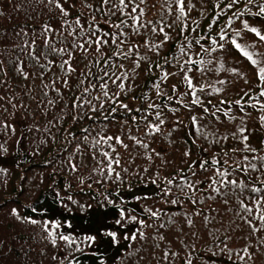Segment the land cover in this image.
I'll list each match as a JSON object with an SVG mask.
<instances>
[{
	"label": "trees",
	"instance_id": "16d2710c",
	"mask_svg": "<svg viewBox=\"0 0 264 264\" xmlns=\"http://www.w3.org/2000/svg\"><path fill=\"white\" fill-rule=\"evenodd\" d=\"M228 2L191 0L195 7L180 17L173 0H125L127 7L119 0H0V168L7 169L0 172V264H186L189 259L192 264H264V230L253 231L261 224L256 201L264 205V84L257 76L264 64L252 65L231 43L239 31L237 42L264 61V42L242 22L264 30V17L252 15L264 0H237L232 8ZM235 13L243 15L237 19ZM221 29L227 33L223 41ZM92 31L101 37L108 33V44L99 52L86 43ZM165 32L170 39L152 47ZM113 35L123 43L113 44ZM65 60L75 71L61 67ZM104 71L109 73L104 77L107 97L98 79ZM122 73L127 74L124 89L120 81L111 82ZM185 73L200 104L192 102ZM157 112L164 121L159 132L149 127L159 124ZM107 136H119L128 147L115 140L95 144ZM103 151L120 160L111 176ZM202 161H207L204 169ZM166 188L171 191L163 195ZM137 195L148 199L135 200ZM173 199L178 203L171 204ZM241 202L253 209L251 214ZM115 205L148 226L116 225ZM145 208L160 215L152 217ZM51 222L60 224L55 245L48 235ZM137 228L144 238L123 239ZM108 230L117 232V243H110ZM61 234L75 237L76 243L68 245ZM85 235L97 241L81 242ZM226 237H231L232 260L212 255ZM165 251L176 255L162 259Z\"/></svg>",
	"mask_w": 264,
	"mask_h": 264
},
{
	"label": "snow or ice",
	"instance_id": "6c2138e0",
	"mask_svg": "<svg viewBox=\"0 0 264 264\" xmlns=\"http://www.w3.org/2000/svg\"><path fill=\"white\" fill-rule=\"evenodd\" d=\"M173 2L178 6V11H179V13H180V17H184V16H186V9H188V10L190 11L193 7H195V5H193V4L191 3V0H187V2H186V0H173ZM236 2H237V0H229V2H228V4H227V7H228V8H232V7H233V4H235ZM247 2H248V4H251V3L253 2V0H247ZM103 3H104V4H109V3H110V0H103ZM119 4H120L121 6H123V7H127V5L125 4V0H119ZM258 9H259L258 12L252 13V15H255V16H257V17H264V3H260V4H258ZM131 11H132L133 13L136 12V8L133 7V8L131 9ZM248 11L250 12L251 10L248 9ZM65 14H67V13H65ZM234 15L236 16L237 19H240V18L242 17L243 13H235ZM138 19H139V17H133V20H134V21H137ZM242 22H243V27H244V29L248 30V32H250V33L255 34V36L259 38V41H260V42H264V34H262V33H264V30L259 29V28H257V27L250 26L248 20H243ZM76 23H77V24L80 23L79 18H77ZM121 23L123 24L124 22L122 21ZM228 23H229V26H231V23H232V17H229V21H228ZM89 27L91 28V25H89ZM116 27H117V28H120L121 25H116ZM209 27H211V25H209ZM195 30H196V29H193V31H195ZM137 31H138V29H137ZM151 31L155 32L156 29H155V28H152ZM159 31H160V32H164V28L161 27V28L159 29ZM218 35H219V40L223 41V40H225V38H226V36H227V33H226L223 29H221V31H220V33H219ZM240 35H241V33H240L239 31H237V32L235 33V36L231 39V43H232V45H233L236 49H238V50L240 51V53H242V55H243L244 57H246L248 61L251 62L252 65H260V64H264V61H258V60H256V59L253 58L254 53H253L252 51H249V50H248V48H249L248 45H242L241 43H238V42H237V40L235 39V37H238V36H240ZM92 37H95V39H92ZM106 37H108V33H107V32H105V33H104V36L101 37V36H97L95 31H92V33H91L89 39L86 41V43H87L89 46H91V45L94 43V44L97 46L96 51L99 52V51L101 50V46H102V45H106V44H108V39H107ZM169 39H170V37H169L168 34L165 32V33H164V40L161 41L160 44H158V45H153L152 47H154V48H159V47H161V46L163 45V43H164L165 41H168ZM112 43H113V44L123 43V41H119V42H118L117 39L115 38V35H113ZM196 43H199V40H197ZM217 43H218V42H217L216 39H213V40H212V44H213V45H216ZM78 46H79L80 48L84 49L85 52L88 51V49L84 47V44H80V45H78ZM189 46H190V45H189ZM73 47H77V45L74 44ZM219 47H220V48H224V45H223V44H219ZM57 51H59V52H64L65 49H59V50H57ZM128 51L131 52L132 49H129ZM212 51H215V48H213ZM181 52H183V47L181 48ZM105 63H107V61H105ZM66 64L68 65V71H70V72L75 71V69H73V68L71 67V65L69 64V62H68L67 60L64 61V63L61 65V67H64V65H66ZM137 66H139V65H137ZM121 67H123V66L121 65ZM157 67H160V65H157ZM230 71H232L233 73H237V72H238V70L235 69V68L230 69ZM168 75H169V73H164L163 78H164V79H167ZM257 76H258V79H259V81L261 82V84H264V66H258V68H257ZM104 77H109V73H108L107 71H104L103 76H102V77H99L98 79H100L101 81H104ZM124 79H127V74H126V73H122L120 76H116L115 79H113L111 82H112L113 84H116L117 81H120V83L118 84V87H119L120 89H124V88H125V84H124V82H123ZM184 79H185V81L187 82L188 87H189L190 89H193L192 79H191L190 77H188L186 73H185V77H184ZM65 83H67V81H65ZM221 83H223V82H221ZM95 86H96V85H92V87H95ZM99 87L102 88V89H105V91H104L103 94H104V96L107 97V96H108V91L106 90V89L108 88V83H107V81H104V82L100 83V84H99ZM156 87L158 88L159 85H156ZM84 91H85V92H88V89L86 88ZM173 91H175V86H173ZM216 91H220V89H216ZM117 95H118V94H117ZM192 95H193V97H194V99H193L192 102H193L194 104H200L201 101H200L199 97L196 96L195 89H193V91H192ZM245 95H247V93H245ZM260 95H261V96H264V89L261 90ZM77 99H82V97H77ZM50 103H51V102H50ZM87 103H88V104H91V101H87ZM236 103L239 104L240 101L238 100V101H236ZM73 106L76 107L77 105L74 104ZM100 107L103 108V104H101ZM120 107H122V108H124V109H126V110H128V111H131V109H129V108H128V105H126V104H121ZM150 107H157V108H158L159 106H158V105H150ZM261 108L264 109V105H261ZM93 110H95V106H93ZM116 111H117L116 108H113V109H112V112H116ZM137 111H139V109H137ZM173 111H176V109H173ZM204 111L207 112L208 109L205 108ZM217 111H219V109H217ZM229 111H230V109H229ZM227 114H228V113L225 112V115H227ZM156 115H157V119L159 120V124L149 125V127H151L154 131L159 132V131H160V124H163L164 121H163L162 119H159V117H160V113H159V112H157ZM212 115L215 116V112H213ZM133 119L135 120V117H133ZM197 119H198V118L195 117V116L192 117L193 124H196V123H197ZM260 119H261V121H264V116H261ZM6 127H10V126L6 125ZM197 131L199 132L200 129L197 128ZM239 131H240L241 133H243V132L245 131V129H244V128H240ZM85 139H87V137H85ZM132 139L135 140L136 138H135V137H132ZM248 139H249L248 136H243V140H244V141H247ZM112 140H115L116 143H118V144H123V141L121 140V138H120L119 136H115V137H113V136L101 137L100 139H98V140L95 141V144H96V145H99V144H101L102 142H103V143H108L109 141H112ZM136 143L140 144V145H141L142 147H144L145 149L148 148V145H147V144H143V143H142L141 141H139V140H137ZM123 146H124L125 148L128 147L127 144H123ZM109 147H112V145L109 144ZM249 147H250L249 145H247V144L245 145V148H249ZM0 148H3V145H0ZM5 150H6V149H5ZM113 151H115L114 148H113ZM205 151H207V149H205ZM253 151H254V149H253ZM101 155H102L104 158H106V159L108 160V163H107V165H106V167H107V173H106V174H107L108 176H111L112 173L115 172V169L112 167V165H113V164H117V165L120 164V160H119L118 156L114 158V157L112 156V154L109 153V152H107V151H103V152H101ZM157 155H159V153H157ZM184 155H185V156H188L189 153H188V152H185ZM149 159H151V156H149ZM245 159H247V157H245ZM261 159L264 160V157H261ZM194 163H195V162H194ZM216 163H218V161L215 160V159H213V160H212V164H216ZM206 164H207V161H202V162L199 163V167L202 168V169H204V168L206 167ZM73 167H75V166H73ZM250 167H251V168H255L256 165H255V164H252V165H250ZM6 171H7V169L0 168V172H6ZM100 171H101L102 174H104V169H103V168H101ZM123 171H124V172H127V168L123 169ZM143 171H144V172H147L148 169L145 168V169H143ZM218 174H219L221 177H223V176L226 175L224 172H219V171H218ZM157 175H158V174H157ZM115 178H116L117 180H120V179H121V175H120L119 172H116V173H115ZM150 182H151L152 184H156V180H155V179H151ZM167 183H168L169 185H171V184H172V180H168ZM196 183H199V181H197ZM227 183H230V184H232V185H237V181H236V180H229V181H227ZM191 186H192V185H189V187H191ZM129 187L131 188V187H133V186H132V185H129ZM209 187H212V185H209ZM241 187H244V185L241 184ZM215 190H216L217 192H220V189H219V188H216ZM170 191H171L170 188L163 189V190H162V194H163V195H167ZM252 191H253L254 193H259V192L261 191V189H260V188H253ZM133 198H134L135 200L148 199V197H147L146 195H145V196H139V195H137V196H134ZM69 199H71V197H69ZM194 202H195V201H194ZM108 203H109V204H113L114 202L111 201V200H109ZM170 203L173 204V205H175V204L178 203V201H177L176 199H173V200L170 201ZM224 203L227 205V204H228V200L225 199V200H224ZM241 204H242L243 210H244L245 212H248L249 214L252 213L253 209H252L251 207H248V206H246V205H243V202H241ZM256 205H257V210H258L259 213H260L258 219H259V221L261 222V224H260V228H259V229L253 227V231L264 230V205H261V204H260V200H259V199L256 201ZM115 207H117V208L119 209V219H116V220H115V224H116V225H120V226L123 227V226H125L129 221H131V222H136V223H138V224L141 225V226H148V225L146 224V221H145L144 219H139L136 215H128V214L126 213V210H125L124 207H121L120 205H115ZM33 211H35V209H33ZM131 211H132V209H128V210H127L128 213H130ZM144 211L150 213V215H151L152 217H158V216L160 215V213H159L158 211H153L151 208H145ZM12 213H13L14 215H17V210H16L15 208H13V209H12ZM197 215H199V213H197ZM18 218H19V217H18ZM26 219H29L30 222H31L32 224H37V223H39V221L34 220V219H30V218H26ZM204 219H205V221L208 220L207 217H205ZM247 222L249 223V225H251V221H247ZM188 223L191 224V223H192V220L189 219V220H188ZM43 227H44L46 230H48V228H49V222L45 221L44 224H43ZM59 227H60L59 222H51V229H52V230H49V231H48V235H49V238L51 239V242H52L53 245H55L56 242H57V237H56V234H55V231H54V230H55V229H58ZM160 227H163V225H160ZM138 234H139V237H140V238H144V232H143L140 228H137L135 231H133V232L131 233L130 236H129L127 233H125L123 239H124V240L135 241V240L137 239V235H138ZM106 235H107L108 237L111 238L110 243H117V242H118V240H117V232L108 230V231H106ZM59 239L65 241L68 245H72V244L76 243V238L73 237V236H70V235H63V234H61V235L59 236ZM159 239L163 240V239H164V236L161 235V236L159 237ZM230 239H231V237H226L225 240L220 241V243H221L223 246H222V247H219L218 252H213L212 255H213V256L226 255L228 260H232V252H233V249L229 248V247H228V243H227V241L230 240ZM83 241H87V242H89V245H91L92 243H94V242L97 241V236H94V235H85V236L82 237L81 242H83ZM157 247H159V245H157ZM77 250H80V249L77 248ZM81 251H82V250H81ZM244 251L247 252V249L245 248ZM170 255H176V253H168L167 251H165V253H164L162 259H165V260H166V259L169 258ZM239 259H240L241 261H243V260H244V256H242V255L239 256ZM186 264H192V261L189 259V260L186 261Z\"/></svg>",
	"mask_w": 264,
	"mask_h": 264
}]
</instances>
